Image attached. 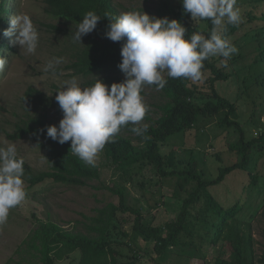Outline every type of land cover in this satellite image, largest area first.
<instances>
[{"label":"trees","instance_id":"trees-1","mask_svg":"<svg viewBox=\"0 0 264 264\" xmlns=\"http://www.w3.org/2000/svg\"><path fill=\"white\" fill-rule=\"evenodd\" d=\"M261 1L264 4V0ZM45 2L46 12L63 20V26L58 27V30L64 31L68 42L71 59L66 68L73 71L72 75L84 77L86 80L84 86L93 84L97 78L109 86L113 82L125 79L118 67L122 59L123 41L113 42L105 36L109 20L104 15L108 14L111 17L119 15L113 7L112 0H45ZM5 3L6 0H0V56L7 49H14L1 37L2 23L6 19L4 13L10 11ZM88 11H94L101 19L95 30L83 36L81 42H75L73 33ZM165 16L179 20L188 29L186 37H190L194 32L207 37L212 29L210 20H198L201 22L200 25L205 26L201 27L191 18L190 13L174 7L172 0H160L157 17ZM258 20L263 21V24L256 32L258 36L255 40L258 42L256 48L257 51L261 50L255 60L256 64L264 63V12L261 16L250 14L249 22ZM239 29L238 25L226 23L223 35L232 39ZM219 61L215 56L203 62L202 73L205 78L203 85L207 90L198 82L193 83L185 78L173 79L167 77L165 73L167 83L161 91L166 97V102L161 105L162 114L154 119L148 109L142 121L150 122L147 124L148 131L145 134L147 138L132 133L129 130L132 125L123 127L112 142L106 143L101 151L104 161L100 164L96 162L95 167L86 164L71 152L70 141L61 145L47 137L46 127L55 124L48 119L49 109H54L61 118L63 115L55 100L57 94L55 91L59 86L54 85L52 95L30 88L28 94L36 98L33 102L35 111L27 114V118L17 124L15 133L9 134L12 139L30 137L46 152L50 165L48 170L38 171L25 160L23 179L30 187L47 180L68 186H86L89 181L100 179L104 167H110L114 172L130 174L132 177L143 174V170L150 168L161 182L159 191L164 186H169L178 195L181 191L188 193L177 219L167 221L164 225H156L145 222L144 214L127 203L124 187L110 188L119 196V202H110L98 209L97 214L89 218L91 223L87 224L88 233L71 231L52 219L40 222L26 242L37 252L39 264H56L57 261L69 258L77 251L80 252L77 264H141V257L137 252L139 249L146 252L152 250L156 253L155 257L165 259L168 250L173 247L183 245L202 247L205 241L210 245H218L220 241H224L229 248V254L224 249L223 253L226 254L219 255L212 264H264V228L263 251L256 258L253 256L255 243L253 234L247 233L239 219L243 204L235 203L231 207H225L210 191L211 186L224 181L227 175L236 169L246 170L252 174L254 147L264 141V134L248 139L243 128L231 119L237 112V105L220 94L217 84L228 81L232 73L228 70L229 66L225 67ZM60 71L57 69V73ZM207 75L209 77H206ZM262 81H259L260 86L264 85ZM221 113L224 117L221 118L220 125L227 128L236 127L241 133L239 141L229 144V149H234L229 151H235L241 160L220 168L217 177L205 179L199 160L194 156V150H191L193 156L179 162L175 151L168 153L163 149L171 136L189 135L196 130L200 121ZM260 175L264 173H253L252 184L258 182ZM198 204H201V210H205H197ZM126 213L137 214L132 233L123 232L125 236L131 237L132 242L128 245L132 251L137 252L128 259H125L115 246L121 242L112 239L115 229L118 228L116 222L119 215Z\"/></svg>","mask_w":264,"mask_h":264},{"label":"rangeland","instance_id":"rangeland-1","mask_svg":"<svg viewBox=\"0 0 264 264\" xmlns=\"http://www.w3.org/2000/svg\"><path fill=\"white\" fill-rule=\"evenodd\" d=\"M112 4L119 14L135 10L145 11L157 17L160 0H112ZM172 4L178 10L183 9L181 0H172ZM5 5L10 11L4 13L6 19L2 23V34L3 30L9 27L10 17L26 14L30 16L39 32V43L36 52L28 54L21 51L19 45L11 43L10 38L1 35L14 49H7L2 55L8 59V64L4 72L0 73V146L15 144L19 157L38 171L48 170L50 165L46 152L40 149L32 138L12 139L9 134L15 133L17 124L27 118V114L35 111L33 102L36 98L28 94L30 88L52 95L54 85L60 87L63 81L73 76L82 86L86 80L82 76L72 75L73 71L66 68L71 56L64 31L58 30V27L63 26V20L46 12L45 0H6ZM236 6L241 12V22L238 24L240 29L232 39L227 38L237 48V52L227 60L228 70L232 76L228 81L219 82L217 89L222 96L236 103L237 112L231 119L243 128L245 137L251 139L264 134V85L259 84V81H264L262 75L264 63H255L261 52L256 48L258 45L255 41L258 38L256 32L261 29L263 21L251 23L249 18L250 14L261 16L264 4L261 0H237ZM197 24L200 25L201 22L197 21ZM200 26L205 27L203 24ZM54 57L63 58V63L57 68L61 71L52 76L45 73L43 68ZM216 58L220 60V64L223 63V57ZM204 79L198 84L202 86ZM202 87L207 90L206 86ZM141 96L150 109L152 118H159L162 114L161 105L166 102L162 91L157 90L154 85H146ZM47 116L55 124L61 119L54 109H49ZM223 117L224 114L221 113L203 119L189 135L171 136L163 149L168 153L175 151L179 162L193 156L191 150H194V156L199 160L205 179L217 177L220 168L241 160L235 151H229L234 150L229 149V144L239 141L241 133L236 127L227 128L220 125ZM103 161L104 155L100 152L96 162L100 164ZM251 171L256 174L264 173V141L254 147ZM253 173L236 169L227 175L224 181L211 186L210 191L225 207H231L235 203L243 204L239 219L247 233L253 234L255 240L253 256L257 258L263 251L264 175H260L258 182L252 184ZM160 183L150 168L143 170V174L132 177L130 174L114 172L110 167L102 169L100 179L91 180L82 187L63 185L52 180L30 187L28 182L24 181L25 200L10 209L6 224L0 226V264H39L37 252L26 242L44 220L52 219L71 231L88 233L87 224L91 223L89 218L95 216L98 209L108 203L119 202V196L110 188L124 187L127 203L139 209L147 223L164 225L167 221L176 220L188 193L181 191L178 195L169 186H164L159 191ZM201 208V204H198L197 210H205ZM136 218L137 214L132 213L119 215L116 222L118 228L112 236L115 242H121V245L115 246L125 259L139 252L141 264H212L219 255L229 254V248L224 241H220L218 245H210L205 241L202 247L184 245L173 247L168 250L165 259L155 257L156 253L152 250L132 251L128 245L132 239L123 232L132 233ZM224 249L226 253H223ZM79 258L80 252L77 251L69 258L57 261L56 264H77Z\"/></svg>","mask_w":264,"mask_h":264},{"label":"clouds","instance_id":"clouds-1","mask_svg":"<svg viewBox=\"0 0 264 264\" xmlns=\"http://www.w3.org/2000/svg\"><path fill=\"white\" fill-rule=\"evenodd\" d=\"M181 2L184 12L190 13L194 21H211L212 29L207 37L198 32L186 37L188 29L179 20L156 17L145 11H125L115 17L104 15L109 20L105 36L113 42L123 41L118 67L125 79L110 86L99 78L89 86H82L74 76L63 81L55 91L63 115L58 125L46 127L47 137L61 145L70 141L71 152L95 167L98 154L123 127L132 125L129 129L132 133L147 138L148 125L142 124L148 111L141 96L144 86L154 85L162 90L167 83L165 73L173 79L200 82L203 62L209 57H223L227 67V60L237 48L224 37L223 29L226 23L241 22L237 0ZM100 19L94 11L86 12L76 26L73 40L81 42L83 36L95 30ZM3 35L19 45L21 51L36 52L39 32L30 16L10 17ZM62 63L63 58L54 57L43 71L55 76ZM7 64L8 59L0 56V73ZM24 165L15 144L0 146V226L6 224L10 209L26 198Z\"/></svg>","mask_w":264,"mask_h":264}]
</instances>
